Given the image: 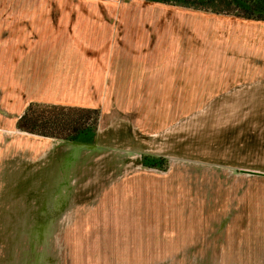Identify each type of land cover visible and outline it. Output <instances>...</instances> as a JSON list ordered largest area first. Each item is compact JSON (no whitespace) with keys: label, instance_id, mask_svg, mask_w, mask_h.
<instances>
[{"label":"rangeland","instance_id":"rangeland-1","mask_svg":"<svg viewBox=\"0 0 264 264\" xmlns=\"http://www.w3.org/2000/svg\"><path fill=\"white\" fill-rule=\"evenodd\" d=\"M198 16L186 19L221 25L187 34L190 57L211 64L206 80L117 99L119 113L99 115L95 140L82 143L95 145L115 118L131 129L112 148L106 137L115 150L90 166L81 156L65 167L78 185L64 209H45L39 186L65 174L47 168L63 140L19 130L0 97V264H264V21ZM33 106L38 119L75 115ZM133 140L166 162L129 158Z\"/></svg>","mask_w":264,"mask_h":264},{"label":"crops","instance_id":"crops-1","mask_svg":"<svg viewBox=\"0 0 264 264\" xmlns=\"http://www.w3.org/2000/svg\"><path fill=\"white\" fill-rule=\"evenodd\" d=\"M188 12L197 22L198 15L233 20L147 0H0V97L9 99L2 111L19 119L31 104L92 109L100 112L103 123L119 113L117 99L174 96L175 83L180 89L190 81L204 82L205 68L211 64L190 57L188 35L219 24H195L186 19ZM179 28L187 31L185 37L175 31ZM184 86L185 91L191 89ZM116 119L109 126L100 123L103 136H97L93 148L57 140L47 168L57 166L65 174L53 171L44 176L42 192L60 194V202L71 196L78 183L65 167L68 171L81 156L90 166L89 158L115 150L113 138L122 136L125 126L131 129L130 123ZM114 122L121 132L113 131ZM109 135L111 148L101 144ZM125 141L129 143V137ZM133 141L128 157H142L147 147ZM79 149L92 154L79 155Z\"/></svg>","mask_w":264,"mask_h":264},{"label":"trees","instance_id":"trees-1","mask_svg":"<svg viewBox=\"0 0 264 264\" xmlns=\"http://www.w3.org/2000/svg\"><path fill=\"white\" fill-rule=\"evenodd\" d=\"M167 5L194 9L198 11L210 12L223 16H235L248 20L264 21V0H147ZM31 104L17 123L19 130L43 137L57 138L67 141H93L96 138V124L99 120L100 112L92 109H80L71 107L46 106L66 110L69 117L60 114H53L47 118L38 119L35 117V110ZM36 107V106H35ZM149 159L144 156V164H149ZM159 160L157 166L166 162L164 158Z\"/></svg>","mask_w":264,"mask_h":264},{"label":"water","instance_id":"water-1","mask_svg":"<svg viewBox=\"0 0 264 264\" xmlns=\"http://www.w3.org/2000/svg\"><path fill=\"white\" fill-rule=\"evenodd\" d=\"M70 145L76 147V148H79V147H90V148H93V144H86V143H82V142H76V141H68ZM247 173H250V174H256L254 172H247ZM57 196V197H56ZM61 195L60 194H54V193H49V194H46V196L44 197L45 199V209H52V210H55L56 206L58 204H60L62 206V209H64L66 206H67V203L69 202V198L70 196L69 195H65L63 196V202H60L59 200L61 199L60 198ZM56 198H59L58 200ZM68 198V199H67ZM61 209V208H60Z\"/></svg>","mask_w":264,"mask_h":264},{"label":"flooded vegetation","instance_id":"flooded-vegetation-1","mask_svg":"<svg viewBox=\"0 0 264 264\" xmlns=\"http://www.w3.org/2000/svg\"><path fill=\"white\" fill-rule=\"evenodd\" d=\"M60 140V139H58ZM63 141H67V140H63ZM144 156L146 155H142V159L144 160ZM148 157H151V158H154V159H151V160H155V159H161V158H156V157H153V156H148ZM155 161H159V160H155ZM144 163V162H143Z\"/></svg>","mask_w":264,"mask_h":264}]
</instances>
